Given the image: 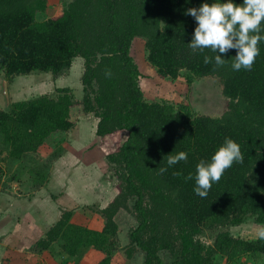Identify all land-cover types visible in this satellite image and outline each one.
<instances>
[{"label":"trees","instance_id":"trees-1","mask_svg":"<svg viewBox=\"0 0 264 264\" xmlns=\"http://www.w3.org/2000/svg\"><path fill=\"white\" fill-rule=\"evenodd\" d=\"M202 2L69 0L58 14L38 19L48 0H0V70L7 83L38 72L57 78L70 71L75 59L83 60L76 87L80 97L70 86H59L0 107V154L21 160L38 152L51 135L72 130L81 111L96 120L92 150L104 151L116 179L115 195L103 207L100 192L87 186L98 199L61 210L34 245L36 252L58 245L78 262L95 249L104 254L97 264H112L115 216L125 210L137 222L129 232L128 256L140 250L143 264H218L219 256L222 264H239L244 257L264 260V241L229 230L249 218L264 225V42L250 71L232 70L235 49L221 54L227 59L222 67L205 64L204 56L215 53H193L187 44L196 21L186 9ZM136 39L143 41L146 62L162 80L173 82L182 72L188 82L216 78L225 111L211 117L193 113L190 103L148 100L131 54ZM225 137L240 145L243 162L225 170L201 198L193 191L194 179L185 177L194 176L197 163L209 160ZM60 149L54 158L61 156ZM179 151H187L188 160L161 174L167 156ZM45 177L36 180L42 183ZM94 207L103 220L100 229L81 221L92 217ZM205 230L217 231L211 244L199 239Z\"/></svg>","mask_w":264,"mask_h":264},{"label":"rangeland","instance_id":"rangeland-1","mask_svg":"<svg viewBox=\"0 0 264 264\" xmlns=\"http://www.w3.org/2000/svg\"><path fill=\"white\" fill-rule=\"evenodd\" d=\"M68 1L69 0H48V7L46 11L40 14L38 19H44L48 16L58 14L62 9L63 4L65 5ZM131 54L139 64L138 66L142 72L143 77L141 78L140 86L142 87L145 97L148 100L163 99L174 104L175 106L182 102L190 103L193 113L208 115L211 117L220 116L225 111L226 98L222 95L220 84L216 78H194L191 82H188L186 73L182 72L181 76L173 82L160 79L156 75L154 69L146 62L145 50L143 41L141 39H136L134 41ZM82 62V59H75L70 71L67 74H63L57 78H53L49 73L38 72L29 75L17 76L12 81H10V83H7L6 81L8 86L9 101L18 97H24L25 99H28L43 93L52 92L56 86H70L74 94L80 97L81 89H77L76 87L77 85L79 86V79L81 73L83 72ZM2 75L3 74L0 70V107L3 106V108H6L5 97L1 93ZM76 120L77 122L74 129L68 133L67 136H65L67 139V143L65 145L71 146V151H73L75 155L78 154L79 157L78 161L73 159L72 165L68 167V172L72 174V180L70 181L76 184L75 177L77 174L75 171L77 167L78 173H81L83 176L82 180H86V183H82L81 192L87 191V195L90 197L91 193H88L89 190H87V186H90L94 190H98L100 192L101 196L97 193V191H94L98 197L100 196L104 199L106 198L107 200L110 198L112 199V197L115 195L113 188L115 186L116 179L114 178L112 171L109 169L104 159V151L102 149H97V156L81 158L85 154L84 151H91L92 146H94V143L96 142L94 134L96 120L92 117L82 114L81 111L77 112ZM89 130L92 136L90 141L93 144H89L84 151L81 148L75 149V142L77 141V138L82 135L83 132H89ZM59 135L63 134L59 133ZM59 135H54L51 138H48L43 144L42 149H39L38 157L35 156L32 159H29L28 157H24L21 160L6 158V152L3 151L0 154V169L2 170V174L0 173V189H2V191L7 190V192L11 193L10 195L13 197L17 196L19 199L21 198V201H28L32 198V196L38 193L40 195L45 194L41 192L42 189H40L37 184L33 183L32 185L30 183L32 179L27 180L26 177L29 173V176L33 178L34 170L37 172L42 171L46 174L48 173L49 175L54 174L52 163L55 161V152L62 148L60 139L56 137ZM3 149L4 146H2L0 140V150L2 151ZM60 150L62 153L63 148ZM75 150H77V152ZM44 151H47V153H44ZM32 170L33 172H31ZM4 173L6 176H4ZM63 181V186L66 187L68 184L66 179ZM23 182L24 184H22ZM79 184L80 182H77L78 187ZM13 185H15V187H13ZM19 186H21L22 189H20ZM49 189L47 195L51 196V193H49L51 190ZM68 194L69 196H73L70 193ZM98 197L95 199L91 197L89 202H93L92 200H97ZM42 198L44 197L42 196ZM70 203H72V201ZM68 204L69 203L67 202V205ZM4 205L5 201L0 197V208H3ZM35 205L37 206V203ZM96 211L97 209L94 207L93 211H89L92 217L89 219L83 218L81 221H87L92 228L100 229L103 225V220L100 213H97ZM250 219L251 218L238 226L230 227L229 230L244 239L255 238L256 230L261 225L254 223ZM115 220L118 224V237L115 247H112L111 249L112 264H143V255L140 250H132V255L128 256V250L130 246L129 232L133 227L136 226L137 223L134 216L125 210H121L117 212ZM51 225H53V223ZM216 233L217 231L205 230L201 235H199V239L205 244H211ZM37 255L39 258H42L43 261L46 260L49 264H52V262L55 264L56 259H58L60 262L59 264H97L98 261L104 256V254L100 251L89 249L80 259V261L77 262L64 255L60 251L58 245H54L49 252L38 253L35 251V256L33 258L36 260L38 259ZM163 257L164 261L168 260V255L163 254ZM222 258L223 257L221 256L217 257L216 263L222 264L225 260ZM241 261L242 262H239V264H264V260L254 262L250 257H244ZM56 264H58V262Z\"/></svg>","mask_w":264,"mask_h":264},{"label":"clouds","instance_id":"clouds-1","mask_svg":"<svg viewBox=\"0 0 264 264\" xmlns=\"http://www.w3.org/2000/svg\"><path fill=\"white\" fill-rule=\"evenodd\" d=\"M190 0H186V3ZM196 21V27L188 44L193 53H203L205 49L215 53L204 56V63H214L222 67L226 60L223 55L235 49L232 58L233 71H250L256 57L260 54L259 44L264 42V0H203L198 7L186 9ZM106 76L111 72L106 71ZM187 151H179L167 156L166 166L160 167L163 174L181 161L188 160ZM243 154L240 145L231 138L225 137L224 142L216 149L209 160L201 159L196 165L195 175L191 173L186 180L195 181L193 191L206 198L214 183H217L225 170L234 163H242ZM180 175V172L174 173ZM256 238L264 241V225L256 230Z\"/></svg>","mask_w":264,"mask_h":264},{"label":"crops","instance_id":"crops-1","mask_svg":"<svg viewBox=\"0 0 264 264\" xmlns=\"http://www.w3.org/2000/svg\"><path fill=\"white\" fill-rule=\"evenodd\" d=\"M23 99L25 98L18 97L11 101ZM72 130L68 131L65 135L56 136L61 141L63 151L61 156L57 157V159L55 158V161L52 163L54 174L49 175L47 173V175L45 172H37L36 170H34V172L33 170L31 171L34 174L33 178L29 176V173L27 174V180L32 179L30 183L32 185L33 183L37 184L38 187L42 189L41 192L45 194L40 195L38 193L39 195L35 194L28 201H21V198L19 199L17 196L13 197L10 195L11 193L7 192V190L4 189L5 191H2V189H0V197L5 201L3 208H0V264H49L46 260L45 262L42 258H39L38 255L37 260L33 258L35 256V250L33 247L37 240L42 238L46 230L52 226L51 224H54L57 221L61 215V210L76 208L79 204H87L91 199L92 196H90L89 199L87 191L81 192L82 183H86V180H82L83 176L81 173H78L77 167L75 171L77 174L75 177L76 184L70 181L72 180V174L68 172V167L72 165L73 159H76L77 161L79 159L78 154L75 155L73 151H71V146L65 145L67 143L65 136H67ZM54 135L58 134H53L49 138ZM91 139L92 136L90 130L89 132H83L75 142V149L81 148L84 151L89 144H93L90 141ZM42 147L43 145L40 149H42ZM47 151H44V153H47ZM75 151L77 152V150ZM96 151L97 148H94L91 151L86 150L84 151V156L81 158L97 156ZM38 153L39 151L36 153H29L26 157L29 159H32L35 156L38 157ZM44 174L46 176L45 179L42 183H39L36 180L37 177H41ZM4 176H6L5 173ZM64 179H66V182L68 183L66 187L63 186ZM77 182H80L79 187L77 186ZM22 184H24V182ZM13 187H15V185H13ZM19 188L22 189L21 186H19ZM48 189L51 190V192H49L51 193V196L47 195ZM66 193H70L73 196H69V194L67 195ZM42 196L44 198H42ZM99 200L102 202V206L100 207H103L109 201V199L107 200L103 197H100L98 201ZM71 201L72 203H70ZM67 202L69 203L68 205ZM36 203L37 206L35 205ZM57 262L58 264L60 263L58 259H56L55 264Z\"/></svg>","mask_w":264,"mask_h":264},{"label":"water","instance_id":"water-1","mask_svg":"<svg viewBox=\"0 0 264 264\" xmlns=\"http://www.w3.org/2000/svg\"><path fill=\"white\" fill-rule=\"evenodd\" d=\"M1 86H2L1 93L5 97V107L6 109H8L10 101H9V95H8V86H7L6 79L4 76H2Z\"/></svg>","mask_w":264,"mask_h":264}]
</instances>
